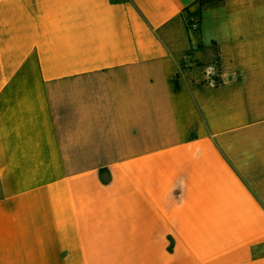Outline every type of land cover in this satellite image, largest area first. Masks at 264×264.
I'll return each mask as SVG.
<instances>
[{
    "label": "crops",
    "instance_id": "1",
    "mask_svg": "<svg viewBox=\"0 0 264 264\" xmlns=\"http://www.w3.org/2000/svg\"><path fill=\"white\" fill-rule=\"evenodd\" d=\"M197 5L0 0V264H264V0Z\"/></svg>",
    "mask_w": 264,
    "mask_h": 264
},
{
    "label": "rangeland",
    "instance_id": "2",
    "mask_svg": "<svg viewBox=\"0 0 264 264\" xmlns=\"http://www.w3.org/2000/svg\"><path fill=\"white\" fill-rule=\"evenodd\" d=\"M188 12H189V15H193V16H196L198 19L200 18L201 16V12H202V8H199V4L197 6H195L194 8H191V9H187ZM186 14V12H185ZM186 24L188 26V22L186 21ZM189 28V27H188ZM201 75V74H200ZM202 77L200 78V81L201 82H206V81H210L211 79L213 80H217V75L213 72H204L202 75Z\"/></svg>",
    "mask_w": 264,
    "mask_h": 264
},
{
    "label": "built area",
    "instance_id": "3",
    "mask_svg": "<svg viewBox=\"0 0 264 264\" xmlns=\"http://www.w3.org/2000/svg\"><path fill=\"white\" fill-rule=\"evenodd\" d=\"M185 19L188 22L189 29L196 30L198 28L199 19L196 16H193L191 14L190 15L185 14Z\"/></svg>",
    "mask_w": 264,
    "mask_h": 264
},
{
    "label": "trees",
    "instance_id": "4",
    "mask_svg": "<svg viewBox=\"0 0 264 264\" xmlns=\"http://www.w3.org/2000/svg\"><path fill=\"white\" fill-rule=\"evenodd\" d=\"M220 0H197L198 4H199V8H203V6H205V4L209 3V2H217ZM187 15H189L188 10L185 11ZM178 85H175V88H177Z\"/></svg>",
    "mask_w": 264,
    "mask_h": 264
}]
</instances>
